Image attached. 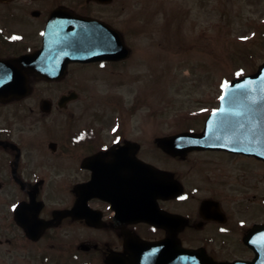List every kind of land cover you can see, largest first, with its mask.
Wrapping results in <instances>:
<instances>
[{
    "label": "flooded vegetation",
    "instance_id": "obj_1",
    "mask_svg": "<svg viewBox=\"0 0 264 264\" xmlns=\"http://www.w3.org/2000/svg\"><path fill=\"white\" fill-rule=\"evenodd\" d=\"M113 3L0 0V264H113L109 257L126 256L132 235L174 238L217 262L251 260L264 240L257 230L264 225V158L252 144L244 151L226 143L237 130L224 128L232 114L215 115L214 147L206 139L158 141L201 134L223 87L204 93L199 106L166 115L168 131L158 132L79 102L82 92L69 86L72 68L103 69L127 55L56 61L53 71L57 55L44 41L50 16L57 26L65 14L91 17L116 29L126 46L113 20L123 9L108 15ZM136 207L155 223L130 218Z\"/></svg>",
    "mask_w": 264,
    "mask_h": 264
},
{
    "label": "rangeland",
    "instance_id": "obj_2",
    "mask_svg": "<svg viewBox=\"0 0 264 264\" xmlns=\"http://www.w3.org/2000/svg\"><path fill=\"white\" fill-rule=\"evenodd\" d=\"M122 9L113 20L128 59L72 68L69 86L82 92L79 102L134 129L168 131L166 115L199 106L204 93L264 62V0H114L108 15Z\"/></svg>",
    "mask_w": 264,
    "mask_h": 264
},
{
    "label": "water",
    "instance_id": "obj_3",
    "mask_svg": "<svg viewBox=\"0 0 264 264\" xmlns=\"http://www.w3.org/2000/svg\"><path fill=\"white\" fill-rule=\"evenodd\" d=\"M94 24L96 23L91 19L79 16L71 18L63 24V27L61 26L63 29L60 31L58 38L65 42L60 46L62 49H67V52H62V54L67 55L68 61H92L102 58L95 54L96 50L93 48V43L96 40L98 42L101 40V37L95 34V30H93ZM50 25L47 26L45 33L47 41L51 38L52 34ZM112 34L116 38L108 40V45L109 47H113H111L110 52L114 55L105 57L121 58L124 56L126 48L122 45L121 37L117 32L112 30ZM225 90L223 93L224 101L222 103L229 106L231 112H233L232 106L234 111H239L237 112L239 114L230 113L232 114L231 120H234V123H230L229 127L231 129H240V131L235 132L237 136L240 134L243 136L245 133L252 134L253 142H256L258 139H254L256 134L264 133V63L252 74L232 79V81L226 84ZM211 117L206 125L208 129L212 127L213 117ZM232 134L234 135V133ZM262 137V141L264 142V136ZM258 141L261 142V139ZM257 148L262 149L259 144ZM132 213L135 218H141L138 211L134 210ZM142 217L147 220L150 218L146 212L142 213ZM126 248L129 250L127 257L113 256L111 262L114 264H264V248L258 250L255 254L256 256L251 261L230 263H217L203 252H196L181 247L178 241L172 238L154 242L133 238L127 243Z\"/></svg>",
    "mask_w": 264,
    "mask_h": 264
}]
</instances>
